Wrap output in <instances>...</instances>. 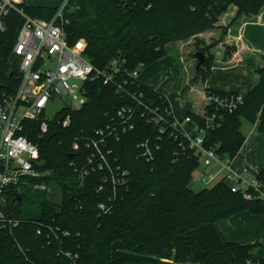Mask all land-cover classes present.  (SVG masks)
Masks as SVG:
<instances>
[{
    "label": "trees",
    "instance_id": "trees-1",
    "mask_svg": "<svg viewBox=\"0 0 264 264\" xmlns=\"http://www.w3.org/2000/svg\"><path fill=\"white\" fill-rule=\"evenodd\" d=\"M21 7L28 16L45 20L57 9L24 3ZM64 18L69 45L96 68L107 69L116 60L118 70L113 83L86 82L84 103L62 109L45 134L38 132V123H25V133L38 145L37 168L45 173L29 181L54 186L60 196L52 199L47 189L28 194L33 189L25 185L4 192L0 264H264V255L251 259L256 244L228 242L216 226L217 220L244 211L264 214V199L246 200L223 180L210 188L191 190L199 158L188 148L182 131L170 126L174 118L167 99L129 77L139 65L140 72L164 57L169 44L181 42L190 51L194 47L192 56L201 52L205 59L198 68L195 59L194 76L180 91L184 94L191 83L206 80L217 46L222 47L223 61L235 53V45L226 39L236 37L241 24L264 23V0H76ZM5 23L0 31V96L14 92L19 83L12 46L23 18L11 11ZM214 29L220 34L210 42L199 37ZM259 58L252 69L256 81L234 110L203 103L202 113L185 114L197 128L205 129L204 146L222 158H234L243 144L242 119L264 132V52ZM118 84L123 89L117 92ZM126 91H141L160 107L164 132L160 134L159 126L138 113L133 129L120 134L118 141L106 137L103 149L109 151V167L126 173L125 182L112 185L106 168L80 178L89 152L85 143L97 139L95 131L105 130L117 109L133 105ZM204 91V95L233 93ZM66 115L70 124L62 128L59 120ZM211 117L213 123L207 127ZM146 140L152 157L148 160L139 147ZM255 178L264 184V165ZM26 202L32 207L22 211ZM99 203L108 211L101 210Z\"/></svg>",
    "mask_w": 264,
    "mask_h": 264
},
{
    "label": "built area",
    "instance_id": "built-area-1",
    "mask_svg": "<svg viewBox=\"0 0 264 264\" xmlns=\"http://www.w3.org/2000/svg\"><path fill=\"white\" fill-rule=\"evenodd\" d=\"M23 0H0V31L6 28L5 17L11 12H16L23 18L15 42L12 46V54L18 61L19 83L12 93H1L0 96V208L5 204V194L11 186L23 185L33 190L47 189L44 184L30 182L31 178H39L41 173L37 168L40 164L39 149L25 133V123H38V132L43 135L48 130V123L53 118H48L46 108L48 103L55 98L69 97L70 103L62 109L79 108L85 101V83L93 80H101L103 84L113 83L115 72L118 70V62L112 61L107 69L96 68L78 50L69 45L66 40L63 25L67 22L64 18L63 7H57L49 20L30 17L23 12L21 5ZM139 65L129 77L132 82L142 84L138 80ZM126 84V81L125 83ZM117 92L121 91L122 85L118 84ZM133 105L123 106L116 110L110 118V125L105 130L95 131L97 139H89L85 148L89 150L86 163L80 169V178L90 171L107 169L112 185L125 182L124 171L114 172L109 167L106 154L103 149L107 145V138L118 141L120 134L126 133L134 127V116L140 113L141 117L159 126V133L164 132V116L160 107L151 99L143 95L141 91L129 93ZM205 105L213 104L216 108L226 111L234 110L242 101V95L237 93L213 95L206 93L203 96ZM61 109V110H62ZM60 110V111H61ZM62 128L70 124L68 115L59 120ZM182 122H191L195 126V133L186 135L181 128ZM213 117L208 118L206 126L212 125ZM174 129L182 131L187 137L188 148L199 158L197 181L203 185L225 181L230 190L240 193L246 200L253 198L264 199V184L255 177L249 178L246 171H235L229 158L220 157L214 149L204 146L205 129L197 128L189 116L182 120L170 123ZM147 140L139 144L143 149L142 156L146 160L151 159V153ZM73 150H78V143L72 144ZM119 170V166L116 167ZM102 185L98 187L100 190ZM98 207L108 211L104 203ZM0 209V218L2 217ZM16 224V222H15ZM40 234V229L36 231ZM67 235V232H63ZM248 264H254L248 262Z\"/></svg>",
    "mask_w": 264,
    "mask_h": 264
},
{
    "label": "crops",
    "instance_id": "crops-1",
    "mask_svg": "<svg viewBox=\"0 0 264 264\" xmlns=\"http://www.w3.org/2000/svg\"><path fill=\"white\" fill-rule=\"evenodd\" d=\"M27 6H43V7H63L65 12L72 10L75 6V1L72 0H23ZM231 28L234 32L239 29L236 37L230 41L227 37L226 41L235 45L236 51L226 61L222 60V47L217 46L213 51L214 62L210 73L204 82L197 80L190 84L187 91L181 93L182 87L194 76L191 62H184L182 57L184 51H188L187 46L176 42L169 44L167 54L154 63L146 66L144 79L138 80L145 86L162 94L168 101L170 113L175 120H182L188 111L202 113L203 104L201 103L204 95V90H218L233 92L239 95H244L255 83L256 76L252 69L259 64V55L264 52V23L261 21L247 22L241 24L239 28ZM231 31V30H230ZM231 31V32H232ZM220 34L218 29L207 31L200 34V38L206 41L211 38H217ZM225 40V38H224ZM183 48V49H181ZM178 53V63L186 73L185 77L180 75L177 79L165 77V67L161 65L168 59V54ZM173 54V53H172ZM170 57V56H169ZM177 65V63H176ZM169 72L167 75H170ZM173 82V83H172ZM171 100H174L171 101ZM202 104V105H201ZM187 123L182 122L181 128L186 135L195 133V126L190 128ZM246 124L245 134L241 132L245 139L239 151L230 163L235 171L253 173L254 177L262 169L264 165V132L257 130V124H249L246 120H241V127ZM240 127V129H241ZM190 128L191 133L187 134L186 130ZM241 131V130H240ZM218 230L228 242H237L242 245L256 244L251 252H255L251 259L257 260L264 255V214H251L247 211L232 215L226 219L216 221ZM227 234V235H226Z\"/></svg>",
    "mask_w": 264,
    "mask_h": 264
},
{
    "label": "rangeland",
    "instance_id": "rangeland-1",
    "mask_svg": "<svg viewBox=\"0 0 264 264\" xmlns=\"http://www.w3.org/2000/svg\"><path fill=\"white\" fill-rule=\"evenodd\" d=\"M38 1H40V0H38ZM48 1V0H47ZM50 1V0H49ZM70 4L72 3V0H70V2H69ZM207 42H209V41H207ZM190 49L192 48V47H189ZM194 48V47H193ZM192 48V51H190V52H188V51H184V53H183V61L184 62H191V68H193L194 67V63H195V58H194V56H192V53H193V51H194V49ZM181 49H183V48H181ZM173 53V54H172ZM172 53H170V54H168L169 56H168V59H167V61H166V63L168 64V67L167 66H165L166 64H165V62L164 63H162V65H161V68H162V66L163 67H165V77L167 76H169L171 79H172V81H174V79H177L178 77H180V75H182L183 77H185V75H186V73L184 72V70L182 69V67L180 66V64L178 63V53H175V52H172ZM176 63H177V65H176ZM146 67H144V68H142L141 70H140V72H139V76H140V79L141 80H143L144 79V74H145V72H146ZM171 73L170 75H167L168 73ZM147 73V72H146ZM166 77V78H167ZM173 83V82H172ZM171 101H173L174 102V100H171ZM70 103V98L69 97H64V98H62V99H60V98H55V99H53V100H51L49 103H48V105H47V108H46V110H45V112H46V115H47V117L48 118H54L59 112H60V110L62 109V107L64 106V105H66V104H69ZM201 103L203 104L204 103V101H203V97H202V100H201ZM201 104V105H202ZM246 124L247 123H243L242 124V127H241V132H243L244 134H245V132H246ZM187 125L190 127V128H192L193 127V125H192V123H187ZM190 128L188 129V130H186V132H187V134H190L191 133V130H190ZM193 129V128H192ZM230 165H231V163H230ZM231 167H232V165H231ZM233 168V167H232ZM197 174H198V172L197 171H194L193 172V174H192V180H191V182L189 183V188L191 189V190H193V191H199V190H201V189H204V188H210L211 186H213L214 185V183H209V184H206V185H203V184H201L200 182H198L197 181ZM246 175L249 177V178H254V174L252 173H249V172H246ZM47 191H48V196L49 197H51L52 199H57L59 196H60V193H59V190L58 189H56L54 186H51V187H49V188H47ZM38 193H40V192H38L37 191V193H36V191L35 190H32L30 193H28V194H38ZM32 207V205L29 203V202H26L23 206H22V211H27L28 209H30ZM227 235V234H226ZM252 253V256L254 255V251L253 252H251Z\"/></svg>",
    "mask_w": 264,
    "mask_h": 264
},
{
    "label": "water",
    "instance_id": "water-1",
    "mask_svg": "<svg viewBox=\"0 0 264 264\" xmlns=\"http://www.w3.org/2000/svg\"><path fill=\"white\" fill-rule=\"evenodd\" d=\"M194 57L197 60L196 68H198L200 65H202L205 62L204 56L201 52L194 53Z\"/></svg>",
    "mask_w": 264,
    "mask_h": 264
}]
</instances>
